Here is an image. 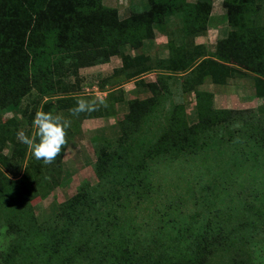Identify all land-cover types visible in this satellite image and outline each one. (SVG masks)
<instances>
[{
    "label": "rangeland",
    "instance_id": "rangeland-1",
    "mask_svg": "<svg viewBox=\"0 0 264 264\" xmlns=\"http://www.w3.org/2000/svg\"><path fill=\"white\" fill-rule=\"evenodd\" d=\"M46 1L19 0L39 11ZM210 1L200 17L194 8L204 0H157L149 11L148 0L71 1L91 19L84 25L90 36L80 44L66 37L59 53L53 31L38 34L30 91L14 107L5 101L8 93L0 101V264H264V107L215 109L213 95L223 90L205 74L196 87L198 103L196 92L188 91L192 85L183 82L191 70L178 76L171 64L158 67L177 47L198 62L208 60L233 30L227 0ZM155 4L162 10L153 11ZM244 4L237 10L246 14V32L255 37V47H263L264 0ZM185 5L191 13L172 14ZM71 7L57 9L69 20ZM103 18L108 26L102 31ZM31 19L33 25L36 16ZM141 25L160 40L151 46L136 35L132 30ZM200 27L203 34H193ZM201 36L207 44L195 46ZM113 48L118 54L107 62L119 57L121 68L105 76L74 68L79 57L96 62L97 53ZM136 65L152 69L127 79ZM126 81H135L122 88L126 95L137 85L140 92L132 98L149 100L138 121L120 125L128 114L122 111L118 125L104 123V133L82 129L83 119L108 116L109 105L101 103L103 94L87 96L95 101L93 110L73 115L78 96ZM151 81L158 87L151 89ZM208 101L217 113L209 126L194 129L199 106L207 115ZM38 111L70 121L67 145L51 164L17 139L22 130L37 140Z\"/></svg>",
    "mask_w": 264,
    "mask_h": 264
},
{
    "label": "trees",
    "instance_id": "trees-1",
    "mask_svg": "<svg viewBox=\"0 0 264 264\" xmlns=\"http://www.w3.org/2000/svg\"><path fill=\"white\" fill-rule=\"evenodd\" d=\"M71 1L78 3L79 0ZM71 1L47 0L42 5L41 11H39L35 7H32L29 10L27 7L20 5L19 0L0 1V101H2V94L8 93L9 99H5V101H8L9 107H14L17 101L25 96L26 93L31 89V85H29L31 81L29 77V71L32 63H34V61L36 60L35 45L39 41H41L40 39H38V34L44 35L45 33L53 31L57 36V39L55 41L57 47L55 49L57 50L56 52L59 53L63 52V47L61 44L66 37H70L75 44H80L85 41V38H88V36H90L89 34H91V31L87 30L84 25L87 24V22L91 21V19L88 18L85 13L79 11ZM245 1L246 4L251 2V0ZM66 2L72 6L69 12L70 15H68L69 20H67V16H64V13L60 11V8L57 9V6H66ZM154 2H157V0H154ZM154 2L152 0H148L147 5L149 7L147 11L152 9L151 4H153ZM201 4H199L201 5L199 6L197 3L194 8V12L196 13L197 17H200L205 11L204 6L205 8L207 6L208 10H210L211 8L210 0H204V2H202ZM33 5L34 3H30V6ZM241 5H245L244 0H227V3L224 5L226 8V17L229 26L232 27L233 30L228 33L227 37L224 40L222 39L217 43L214 54L209 55L208 60L198 62V56L190 58L188 57V54H186L187 52L185 53V49L182 50L177 47L176 49H173V53H170L171 51H169L170 55L167 58L168 61H159L158 63V67H165V65L168 67L169 64H171L170 70L182 74L188 70H191L188 75L183 77V82L184 84L186 83L190 84V86L192 85L191 89L188 91L196 92L198 103H200L201 101V96L196 87H198V85L201 83L200 78L204 76V74L205 76H208L212 84H224L229 78L234 77L235 74L244 75L243 73L232 67L233 65H235L240 66L245 70L254 72L264 78V46L261 47L256 45L255 47V37H253V34L249 37L250 33L246 32L248 28L247 26H245L246 21L244 19L246 17V14H242L243 11L237 10V7ZM76 6H78V4H76ZM190 7L191 6L185 5L183 6V9L175 11V13L172 11V14L182 13L187 15L192 11L190 10ZM158 9L159 8L155 4V8L153 7V11L158 12L162 10V8L160 10ZM206 13L208 14L205 16V19H207L210 12L206 10ZM33 16H36V19L34 20L33 25H31L32 23H30V21L32 20L31 17ZM104 19L105 18H103L102 31L104 30V25L105 27L108 26V23L105 21L106 19ZM126 23L128 24V22ZM45 29L47 30L45 31ZM203 30L204 28L200 27L198 28V31H195L193 34H195L196 36H200L201 34H203ZM34 31L38 33L33 36L32 34L34 33ZM132 31L137 33L136 35H139L143 40L150 39L154 33L153 31L149 32L148 25H141L140 29H133ZM99 32H101V30ZM26 34L30 35L26 36ZM73 42L70 41L69 43ZM103 42L107 45V43H105L106 41ZM108 44H110L109 41ZM119 44H121V42ZM108 47L110 46L108 45ZM29 50L30 52H27ZM76 52L79 53V51ZM117 54L118 53L116 48H113L112 52H104L103 54L97 53L96 56L100 59L96 62H88L87 59L83 60L79 57L77 64L79 67L75 65L74 68L77 70L82 67L103 64L107 62L109 57L115 56ZM69 58L70 57H65L64 59L67 60ZM144 58L146 59V57ZM128 60L129 59L123 60V68L126 67L125 64ZM242 60L244 61L245 65L241 66L240 64H242ZM131 62L133 61L131 60ZM135 69L136 71L126 75L127 79L137 77L139 74L147 72L152 68L149 65L148 67H141L140 65H136ZM193 75H195L194 79L192 77ZM148 86L151 89H154L158 87V84H149ZM255 89L257 97L264 96V81L262 79H255ZM208 99L212 100L211 96H209ZM148 101L149 100H134L128 102V114L124 117V121H122L123 124L120 125L124 126V123L126 121H138L139 115H142L144 113V106ZM208 102L209 105L206 104V109L209 111L207 115L202 112V107L199 106V113L197 114V117H199V121L197 125L193 127L194 129H202L206 126H209V118L213 114L217 113L213 111L212 102ZM121 133V137L126 136V133L123 129ZM182 140L183 142H187L186 138H183ZM98 166H100V161L98 163Z\"/></svg>",
    "mask_w": 264,
    "mask_h": 264
},
{
    "label": "crops",
    "instance_id": "crops-1",
    "mask_svg": "<svg viewBox=\"0 0 264 264\" xmlns=\"http://www.w3.org/2000/svg\"><path fill=\"white\" fill-rule=\"evenodd\" d=\"M220 38L221 37H219V39ZM158 40H160V38L155 37L153 39L151 38L146 41H148L149 44L152 46L153 43L157 42ZM195 40H197L195 43V46L207 44L204 41V36L195 38ZM145 45H147V43L144 44V46ZM144 56L148 57L149 54L144 52ZM118 58L119 57H113L107 63L101 64L95 67L82 68V70H86V71L96 70L97 71L96 74L101 73L103 74L102 76H105L104 74L111 72L113 70H117L122 67L121 65L122 61ZM232 67H234L235 69H237L238 71H240L241 73L245 75L235 74L234 77L229 78L224 84H220V85L212 84L214 85L213 87H218V88L221 87L223 90L221 93L218 92L219 93L218 94L216 92V94L213 95L214 96L213 100L217 99L219 101L218 103L219 105L217 107L215 106V109L218 108V110H249V109H254L255 108L254 106L264 107V96L257 97L256 89H255V79H262L264 81V78H262L261 76L257 75L254 72L245 70L241 68L240 66L233 65ZM154 74H161V73L156 71V73L154 72L153 75ZM178 76H184V75L180 73ZM131 83L134 84L135 81H126L124 83L119 82L114 85L109 84V85H105L102 88L99 86H95L93 89L95 90L96 93H93L91 95L90 94L79 95V96L77 95L78 98L83 99V98H86L87 96L89 97V96H97L99 94H103L104 97H100V98L98 97V98L101 101L105 100V102H107L108 100V105H109V110H108L109 115L108 116L83 119L81 124H79L81 128L83 129L85 126H87V127L92 128L88 130H93V131H98V132L100 131L104 133L103 130L107 127L104 124L105 122L107 123L109 122L108 127H111V128H112L111 122L115 124V122L117 121L116 124L118 125L119 121H121V118H119L120 112L126 111L127 113L128 111V101L132 99H136V98H138V100H141L139 99V97L132 98V96L140 92L139 89H141V86L134 85L135 91L133 90L128 95H126L127 91L122 90V88L125 85L131 84ZM149 83H152V81ZM136 89L138 90L136 91ZM211 93L213 94L214 92L212 91ZM121 116H122V113H121ZM98 121H103V127H101L100 122ZM96 124H98V126ZM87 131L85 132L87 133Z\"/></svg>",
    "mask_w": 264,
    "mask_h": 264
},
{
    "label": "clouds",
    "instance_id": "clouds-1",
    "mask_svg": "<svg viewBox=\"0 0 264 264\" xmlns=\"http://www.w3.org/2000/svg\"><path fill=\"white\" fill-rule=\"evenodd\" d=\"M94 104L95 101L80 99L77 101V106L70 111L73 115H79L81 112L93 110ZM33 126L36 129L35 135L38 142L28 137L22 130L17 133V139L28 145L37 160H42L44 164L53 163L67 145V129L70 121L59 114L38 111L33 120Z\"/></svg>",
    "mask_w": 264,
    "mask_h": 264
}]
</instances>
